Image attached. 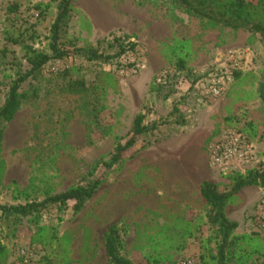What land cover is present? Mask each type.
Instances as JSON below:
<instances>
[{
	"label": "rangeland",
	"instance_id": "obj_1",
	"mask_svg": "<svg viewBox=\"0 0 264 264\" xmlns=\"http://www.w3.org/2000/svg\"><path fill=\"white\" fill-rule=\"evenodd\" d=\"M37 3H50L39 15ZM61 46H93L102 59L81 54L52 58L38 79L22 85L38 89L10 122H1L0 204L41 201L74 185L101 180L78 214L55 205L21 218L0 212V264H107L104 234L123 226L122 255L136 264H178L190 255L197 264H216L221 242L199 185L218 192L231 187L235 171L209 167L206 146L233 127L254 142L263 165L264 102L256 93L264 68V40L244 27L200 17L176 0H72ZM51 0H0V104L13 80L27 70L26 46L50 52ZM129 42L134 43L133 48ZM246 47L244 69L216 99L200 95L199 81L220 53ZM122 48L119 57H113ZM182 67L168 85L158 74ZM123 70V73L120 72ZM82 85L77 91L74 86ZM142 113L152 131L137 136L133 154L113 168L94 163L123 142L134 115ZM247 169V168H246ZM264 187L241 188L224 206L233 230L234 255L227 264H264V230L257 222Z\"/></svg>",
	"mask_w": 264,
	"mask_h": 264
},
{
	"label": "trees",
	"instance_id": "obj_2",
	"mask_svg": "<svg viewBox=\"0 0 264 264\" xmlns=\"http://www.w3.org/2000/svg\"><path fill=\"white\" fill-rule=\"evenodd\" d=\"M55 3L56 11L50 24V52L38 49L34 45L26 46L27 53V70L25 73L20 74L18 78L14 79L8 90L7 96L3 104H0V121L10 122L13 120L15 113L19 110L22 104L38 94V89L32 92H23L22 85L29 79L36 80L42 74V69L45 64L52 58H65L70 55L81 54L87 60L102 59V53L93 46L76 47L72 50L65 48L59 44L62 33H66L71 10L72 0H51ZM182 4L190 12L206 18L214 23H220L224 26L233 28L244 27L259 34L264 40V0H176ZM50 7V3H37L35 8L39 10V15L45 13ZM130 47L133 48L134 43L129 42ZM124 52V48L115 54V56L107 58L119 57ZM177 68H172L174 74L180 70L182 63L176 62ZM241 71L235 72L237 76ZM172 77L170 79H172ZM155 83L159 86L168 85ZM82 85L77 84L74 86L73 91L80 89ZM256 93L258 98L264 102V68L261 72L260 80L257 85ZM132 126L127 134V138L123 142L122 139H117L113 146L112 151L104 158L98 159L92 168L93 172L98 166L104 168H113L120 162L125 160L126 154L129 156L133 154L131 149L134 145L137 136L146 134L156 128V124L151 125L143 122L144 116L138 112L134 115ZM240 130V129H239ZM4 136V129L0 128V139ZM230 177L231 187L227 191L218 192L214 183L202 180L199 185V191L202 198L205 200V205L208 209V221L210 224L217 227L221 235V242L218 250L214 256L216 264H227L231 259H239L242 261L241 253L234 255L233 245L235 236L232 235L233 230L236 228L237 223L230 221L224 210V206L230 199L243 187L254 185L256 187H264V155L263 165L258 167L247 168L244 172L235 171ZM101 184V180L95 179L92 183L87 185L79 184L69 187L65 191L55 194L47 195L41 201H28L24 204H0V212L4 216H12L26 218L31 215L41 213V211L51 205H55L59 209H64L70 204L72 213L78 214L79 210L85 202H87L95 194L96 190ZM123 226L114 224L109 226L104 234V255L107 264H136L134 261L125 258L122 255L124 251V241L122 237ZM3 246L0 245V250ZM149 264H159L158 260L152 259Z\"/></svg>",
	"mask_w": 264,
	"mask_h": 264
},
{
	"label": "built area",
	"instance_id": "obj_3",
	"mask_svg": "<svg viewBox=\"0 0 264 264\" xmlns=\"http://www.w3.org/2000/svg\"><path fill=\"white\" fill-rule=\"evenodd\" d=\"M246 47H230L222 51L207 73L199 81L200 95L206 99H216L223 95L233 81L235 72L242 71L248 58ZM120 72L123 73V70ZM174 74L167 69L156 77V82L165 84ZM206 160L210 168L244 172L256 164V147L252 139L243 131L227 127L206 146ZM258 226L264 230V199L258 204ZM178 264H197L190 255L180 257Z\"/></svg>",
	"mask_w": 264,
	"mask_h": 264
}]
</instances>
